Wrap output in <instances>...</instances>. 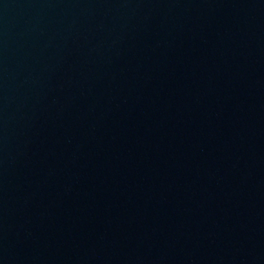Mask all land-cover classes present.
<instances>
[{
	"label": "water",
	"instance_id": "95a60500",
	"mask_svg": "<svg viewBox=\"0 0 264 264\" xmlns=\"http://www.w3.org/2000/svg\"><path fill=\"white\" fill-rule=\"evenodd\" d=\"M0 264H264V0H0Z\"/></svg>",
	"mask_w": 264,
	"mask_h": 264
}]
</instances>
